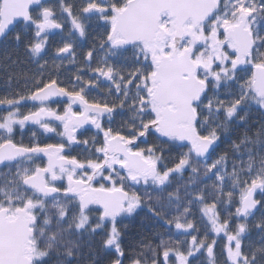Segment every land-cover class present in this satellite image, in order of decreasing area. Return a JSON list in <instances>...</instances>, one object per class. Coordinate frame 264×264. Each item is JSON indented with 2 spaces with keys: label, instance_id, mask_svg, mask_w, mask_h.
<instances>
[{
  "label": "snow or ice",
  "instance_id": "1",
  "mask_svg": "<svg viewBox=\"0 0 264 264\" xmlns=\"http://www.w3.org/2000/svg\"><path fill=\"white\" fill-rule=\"evenodd\" d=\"M0 45V264H264V0H0Z\"/></svg>",
  "mask_w": 264,
  "mask_h": 264
},
{
  "label": "trees",
  "instance_id": "2",
  "mask_svg": "<svg viewBox=\"0 0 264 264\" xmlns=\"http://www.w3.org/2000/svg\"><path fill=\"white\" fill-rule=\"evenodd\" d=\"M3 45H0V57H2L4 52ZM42 139V138H41ZM53 142V141H49ZM151 229V222L145 220L143 217H137L135 220L130 222L129 232L130 239L135 240L138 239L142 235H148Z\"/></svg>",
  "mask_w": 264,
  "mask_h": 264
}]
</instances>
